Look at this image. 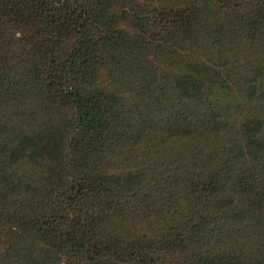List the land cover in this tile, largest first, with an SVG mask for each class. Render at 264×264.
<instances>
[{
  "label": "trees",
  "instance_id": "1",
  "mask_svg": "<svg viewBox=\"0 0 264 264\" xmlns=\"http://www.w3.org/2000/svg\"><path fill=\"white\" fill-rule=\"evenodd\" d=\"M0 264H264V0H0Z\"/></svg>",
  "mask_w": 264,
  "mask_h": 264
}]
</instances>
